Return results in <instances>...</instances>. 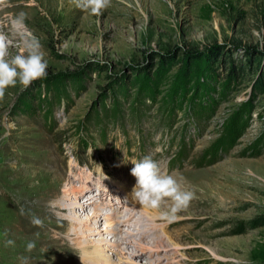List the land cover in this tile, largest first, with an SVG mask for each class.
Listing matches in <instances>:
<instances>
[{
    "label": "rangeland",
    "instance_id": "rangeland-1",
    "mask_svg": "<svg viewBox=\"0 0 264 264\" xmlns=\"http://www.w3.org/2000/svg\"><path fill=\"white\" fill-rule=\"evenodd\" d=\"M10 2L0 32L25 13L49 75L0 102V264H90L84 243L116 241L106 215L134 204L131 160L148 155L195 197L176 213L137 203L155 215L145 221L152 233L107 245L110 259L264 264V224L252 226L264 220V91L253 60L264 63V0H112L99 17L73 0ZM91 194L99 202L78 211L95 234L71 236L81 228L69 221L74 202Z\"/></svg>",
    "mask_w": 264,
    "mask_h": 264
},
{
    "label": "clouds",
    "instance_id": "clouds-1",
    "mask_svg": "<svg viewBox=\"0 0 264 264\" xmlns=\"http://www.w3.org/2000/svg\"><path fill=\"white\" fill-rule=\"evenodd\" d=\"M73 3L82 12L96 17L112 7V0H73ZM12 6L10 0H0V8ZM25 20L26 14L21 12L11 20L7 34L0 32V102L9 95V89H17L18 95L37 80H45L49 75V64L46 53L42 50L43 46L27 30ZM13 48H22L23 51L13 54L11 51ZM131 163L134 165L131 168V175L136 178L131 194L134 203L155 210L168 206L171 213H176L186 209L195 197L193 191L183 187L181 178L162 172L159 163L151 155L141 160H131ZM49 207H54V202L50 201ZM20 213L26 214L23 206ZM27 214L31 215V223L34 226L43 227L44 222L41 218L30 211ZM14 244L15 241L12 239L5 242L6 247ZM35 247V241H29L26 244V251L31 252Z\"/></svg>",
    "mask_w": 264,
    "mask_h": 264
},
{
    "label": "bare ground",
    "instance_id": "bare-ground-1",
    "mask_svg": "<svg viewBox=\"0 0 264 264\" xmlns=\"http://www.w3.org/2000/svg\"><path fill=\"white\" fill-rule=\"evenodd\" d=\"M104 195L100 193H98V198H100L101 200L103 199ZM86 201V202H84ZM99 202L97 200V195H93L91 194L88 198H86V200H83L82 202L80 200H77L74 202V205H76V207L72 208V212L69 218V221L72 225H80L81 228L77 229V227H73V229L71 230V236H79V234L81 233H87L90 231H93L92 228L89 227V224L86 223V220H81L79 218V211L83 208H87L89 203L91 204H95ZM83 205V206H82ZM139 205V204H138ZM123 208V207H122ZM138 208H140L139 206H137V203H134L132 206H128L125 205L124 210L119 211V214H114L113 212L106 215L108 218L110 219H114V224L111 226V224H108L107 226H109V230L107 229L105 232H108L109 234H111L112 236L116 237V241L112 242L111 241H106L107 239L101 238L98 239L100 241H98V243H92L91 240L94 241V239H88L89 241L86 243H84L85 247H82L81 252H82V257L84 260H87L88 263L90 264H119L118 262L110 259L105 252V249L108 246H112V247H118L123 243H132L131 241H126V237L129 235H134V234H138V236L140 235L141 238H143V235L145 236H150V234L152 233L147 227L146 225H148L147 223H145V221L148 220H155V215L153 214H148L147 212H149L146 209L141 208V210ZM147 208V207H145ZM149 209V208H148ZM155 210V209H154ZM139 212V214H138ZM156 212V211H155ZM147 219V220H146ZM150 220V221H151ZM130 225L131 227H133V229H136V233H133V231H128L126 230V235H119L121 234V227L123 225ZM83 225V226H82ZM85 228V229H84ZM95 233L90 232L89 235H93ZM84 235V234H83ZM105 246V247H104ZM138 246L142 247L141 244H139ZM158 248V247H157ZM146 249L148 251H151L150 248ZM140 256H142L144 254L143 251H139L138 253ZM118 261H121V259L119 258Z\"/></svg>",
    "mask_w": 264,
    "mask_h": 264
},
{
    "label": "trees",
    "instance_id": "trees-1",
    "mask_svg": "<svg viewBox=\"0 0 264 264\" xmlns=\"http://www.w3.org/2000/svg\"><path fill=\"white\" fill-rule=\"evenodd\" d=\"M250 51V50H249ZM255 61H258V66L256 67L257 73L258 75V79L256 81V84L262 89V91H264V63L261 62V58L259 60V57L253 59ZM243 69V67H242ZM239 136L237 134H232L231 130H229L228 132L225 133V135L223 136V139L227 142L229 141L231 143V141H235ZM232 144V143H231ZM231 147V146H230ZM230 149V148H229ZM182 154H183V148H182ZM217 153V152H215ZM220 156H218V154H213L212 156L209 157V160H207V163H213L215 161H217L219 159ZM206 164V162L204 163ZM264 224V220H262L261 218H256L255 220L252 221V226H258V225H263Z\"/></svg>",
    "mask_w": 264,
    "mask_h": 264
}]
</instances>
